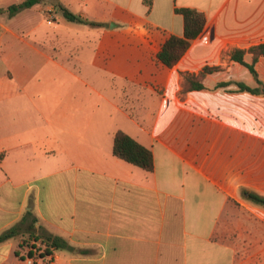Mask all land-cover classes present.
<instances>
[{
    "label": "crops",
    "instance_id": "0c3cea01",
    "mask_svg": "<svg viewBox=\"0 0 264 264\" xmlns=\"http://www.w3.org/2000/svg\"><path fill=\"white\" fill-rule=\"evenodd\" d=\"M54 1L99 25L61 24L40 0L0 15V234L36 220L0 264H264V208L243 193L264 196V96L217 87L256 86L230 54L264 45V0ZM175 8L206 23L168 68ZM205 66L220 71L183 92ZM255 70L264 84V57ZM117 131L151 150L152 172L113 155ZM41 234L71 250L27 257Z\"/></svg>",
    "mask_w": 264,
    "mask_h": 264
},
{
    "label": "trees",
    "instance_id": "16d2710c",
    "mask_svg": "<svg viewBox=\"0 0 264 264\" xmlns=\"http://www.w3.org/2000/svg\"><path fill=\"white\" fill-rule=\"evenodd\" d=\"M39 3V0H24L18 4H12L5 9L0 8V15L6 13L8 17H13L24 9L31 8ZM58 13L61 17L72 23H78L88 25L91 27L98 26L99 24L90 22L82 17L73 14L64 6L57 4ZM174 12L181 15L183 19V34L181 37L170 35L161 46L157 53L158 60L168 68H172L177 64L180 58L189 48L191 42L196 39L204 29L206 23V17L203 12H200L193 8H175ZM246 54L251 56V62L247 63L244 60ZM231 60L243 67H245L249 73L255 78L256 86L249 87L244 83H232L223 82L217 85L218 88H225L230 84H234L237 87V91H244L251 94H259L264 96V84L258 79L257 72L255 70V64L260 57H264V45L251 47L248 50H233L230 54ZM220 71V67L205 66L198 74H184L183 77V92L202 90L204 88L203 79L212 73ZM113 155L131 165H134L146 172L153 171V154L150 149L143 147L137 143L134 139L129 137L122 131H117L113 139L112 147ZM0 155V159H1ZM247 195L248 199L260 204L264 208V196L252 192H243ZM29 215V214H28ZM27 218L22 219L18 224L0 234V243H3L11 238L17 236H23L26 233H32V228L36 222L32 218L27 222ZM43 245L42 248L35 249L33 246L26 254L31 258L35 256L47 257L52 255L55 250H71V247L62 238L52 235H40L38 238ZM33 250H35L33 252Z\"/></svg>",
    "mask_w": 264,
    "mask_h": 264
},
{
    "label": "rangeland",
    "instance_id": "374dc122",
    "mask_svg": "<svg viewBox=\"0 0 264 264\" xmlns=\"http://www.w3.org/2000/svg\"><path fill=\"white\" fill-rule=\"evenodd\" d=\"M41 1V3L43 4V7L46 9V8H48V7H53L54 8V10L53 11H55V13L53 12V11H50V12H53V18L55 19L57 16H58V18H60L61 16H60V14L58 13V10H57V8H56V6H57V3L54 1V0H40ZM50 12H48V13H50ZM55 14H57V16L55 15ZM56 16V17H55ZM48 18H49V16H47ZM61 24H67V25H69V26H72L74 29L76 28V29H78L77 27H79V28H82L83 27V24H77V23H70V22H63V23H61ZM46 26V25H45ZM48 27H52V25H48ZM53 28V27H52ZM75 36V38L77 39V40H79V42H81L82 41V39H83V36L82 35H79V34H75L74 35ZM80 56L82 57V54L80 53ZM245 71V70H244ZM246 72V71H245ZM245 74H247L246 75V77H247V81L249 82V83H251V84H255L256 85V82H255V78L250 74V73H248V72H246ZM246 77H244V78H246ZM96 101H99L100 103H101V100H98V99H96ZM102 105H103V103H101ZM251 202H253V201H251ZM253 204H255L256 206H258V207H261L262 208V206L260 205V204H257V203H255V202H253ZM27 234H25V236H26ZM26 241H27V239H25Z\"/></svg>",
    "mask_w": 264,
    "mask_h": 264
},
{
    "label": "built area",
    "instance_id": "2783aa9c",
    "mask_svg": "<svg viewBox=\"0 0 264 264\" xmlns=\"http://www.w3.org/2000/svg\"><path fill=\"white\" fill-rule=\"evenodd\" d=\"M35 250H33V252H34ZM37 253V252H36ZM36 253H35V255H36ZM51 256V255H50ZM50 256H47V257H50ZM31 262V260L29 259L28 260V263H30Z\"/></svg>",
    "mask_w": 264,
    "mask_h": 264
}]
</instances>
